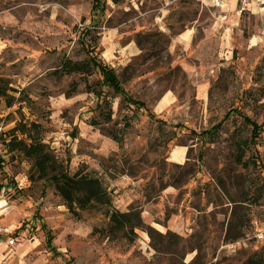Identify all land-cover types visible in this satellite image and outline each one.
Returning <instances> with one entry per match:
<instances>
[{
    "label": "rangeland",
    "instance_id": "1",
    "mask_svg": "<svg viewBox=\"0 0 264 264\" xmlns=\"http://www.w3.org/2000/svg\"><path fill=\"white\" fill-rule=\"evenodd\" d=\"M95 3L0 0V264L264 262V0ZM82 42L146 108L65 70L87 63ZM14 136L99 178L112 205L71 214ZM131 209L144 229L108 237Z\"/></svg>",
    "mask_w": 264,
    "mask_h": 264
},
{
    "label": "trees",
    "instance_id": "2",
    "mask_svg": "<svg viewBox=\"0 0 264 264\" xmlns=\"http://www.w3.org/2000/svg\"><path fill=\"white\" fill-rule=\"evenodd\" d=\"M104 1L96 0L93 5L92 11L95 15L100 14L103 10ZM82 49L88 56L87 63H65V70L68 73H88L92 67L97 70L103 79V84L107 88L113 90V92L120 96L123 101H126L129 107H133L135 110L146 108L144 103L134 100L123 89L121 82L116 76L115 71L112 68L104 65L95 55V48L91 45L81 44ZM1 94V93H0ZM148 116L151 119L158 121L155 115L149 113ZM106 122L111 121V114L107 113L103 115ZM246 123L252 129V141H254L259 134V130L263 126H259L254 122L246 119ZM33 126V125H31ZM23 132L22 135H26L27 126L21 125ZM35 127V126H34ZM220 126H215L210 130H207L200 135L202 137L210 138L217 134V130ZM17 131V130H16ZM28 137V136H26ZM29 138V137H28ZM10 151H19L29 160L32 161V168L38 179H45L51 185H54L56 192L64 201V205L69 212L74 216H77L79 212L86 210L90 207L101 206L110 207L112 205V199L106 188H104L99 178L88 175L78 171L75 174H70L68 169L64 165H59L58 171L54 170L55 165L58 164L57 159L48 151L47 145L36 139H18L17 136L12 137L7 145ZM109 226L106 234L110 238H116V236L122 233L125 237L131 238L137 236L135 231L144 229V222L141 217V213L137 209H131L128 212H120L113 210L109 216ZM46 229V227H45ZM52 236L50 231L47 230V246L51 248ZM235 239L231 237L229 240ZM248 264H264V262H251Z\"/></svg>",
    "mask_w": 264,
    "mask_h": 264
},
{
    "label": "built area",
    "instance_id": "3",
    "mask_svg": "<svg viewBox=\"0 0 264 264\" xmlns=\"http://www.w3.org/2000/svg\"><path fill=\"white\" fill-rule=\"evenodd\" d=\"M2 133H3V129L0 127V134H2ZM255 225H257V223H255ZM257 234H258V235H257V238H258V239H264V230L258 232Z\"/></svg>",
    "mask_w": 264,
    "mask_h": 264
},
{
    "label": "crops",
    "instance_id": "4",
    "mask_svg": "<svg viewBox=\"0 0 264 264\" xmlns=\"http://www.w3.org/2000/svg\"><path fill=\"white\" fill-rule=\"evenodd\" d=\"M20 139V138H19ZM177 151V150H176ZM178 156L180 155L181 157L183 156V155H185V151H184V149L183 148H181V149H178Z\"/></svg>",
    "mask_w": 264,
    "mask_h": 264
}]
</instances>
